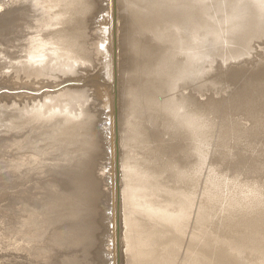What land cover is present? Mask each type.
<instances>
[{"label": "bare ground", "instance_id": "1", "mask_svg": "<svg viewBox=\"0 0 264 264\" xmlns=\"http://www.w3.org/2000/svg\"><path fill=\"white\" fill-rule=\"evenodd\" d=\"M3 89L0 264H264V0H0Z\"/></svg>", "mask_w": 264, "mask_h": 264}, {"label": "rangeland", "instance_id": "2", "mask_svg": "<svg viewBox=\"0 0 264 264\" xmlns=\"http://www.w3.org/2000/svg\"><path fill=\"white\" fill-rule=\"evenodd\" d=\"M123 69H124V67H123ZM83 72L84 71H80L79 72L80 75L78 77H75L74 79H79V78L85 79L86 78V73H83ZM30 84H34V83H29L28 85H30ZM18 85H20V82L18 83ZM63 85L66 86V84H63ZM63 85L61 87H63ZM87 87H89V86L87 85ZM4 90H6V89H3V91H0V93L1 92L2 93H7L8 90H6V91H4ZM23 93L27 94V92H25V91H23ZM212 95L215 98V94H212ZM208 96H209V94H208ZM217 96H219V97H216V98L219 99L220 95H217ZM18 97H19V101H20L21 100V96H18ZM210 98H212V97H210ZM229 98H230V94L228 95V99ZM26 99H28V98H24L22 100H26ZM115 106H117V105H116V100L114 98L113 110H114L115 118H117L116 116L118 115L117 113H119V109H117V107H115ZM104 115H105V113H104ZM4 123L5 122L2 121V119H0V124H4ZM108 169L109 168H107L108 177H110V175L113 174V173L111 171H109ZM109 182H108V186H107L108 188L106 187L107 189H110V187H109L110 183ZM111 202H112V197L110 199V196H109L108 202L106 203L107 204L106 206H109L111 204ZM113 202H114V199H113ZM109 212L105 211L106 214L109 213ZM10 213H11V197H10V189H9V180H8V178L6 176L5 169L2 168V169H0V260H3L4 262L8 261V259L10 258V248L8 246V231H9ZM111 215H113V214L111 213ZM111 217L112 216H109V221H110V225L111 224L113 225V220H112ZM107 224L108 223H107V220H106L104 222V225H107ZM112 225H111V229H112ZM107 227L108 226H106V228ZM101 231L102 232L104 231L103 228L100 229V234H101ZM111 238H112V236L110 235L109 241H111ZM90 251H91L90 249L87 251L86 256L91 261L92 257H91ZM48 257H49V254L46 256L47 260H40V259H37V258H33V260H35L36 263H38V261H42L44 264H47V263H49L50 261L53 260L54 256L52 257L51 260H48ZM56 257L59 258V262H58L59 264H61L62 259H67L65 256H60V255H58Z\"/></svg>", "mask_w": 264, "mask_h": 264}]
</instances>
